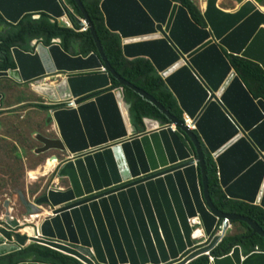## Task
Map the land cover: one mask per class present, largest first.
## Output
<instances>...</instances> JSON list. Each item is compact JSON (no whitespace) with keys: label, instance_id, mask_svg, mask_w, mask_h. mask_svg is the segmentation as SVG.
<instances>
[{"label":"water","instance_id":"1","mask_svg":"<svg viewBox=\"0 0 264 264\" xmlns=\"http://www.w3.org/2000/svg\"><path fill=\"white\" fill-rule=\"evenodd\" d=\"M235 1L236 9L226 11L217 0H207L200 10L205 27L171 0L99 3L105 28L121 39L123 57L150 62L195 131L111 69L79 0H73L81 15L75 22L79 28L86 25L96 53L75 55L58 44L42 43L32 52L11 49L14 68L0 71V80L31 87L45 100L56 134L38 137L41 147L36 152L62 154L55 176L67 187H51L33 204L25 203L26 216L41 215V210L47 214L37 216L23 234L14 232L17 222L0 227V256L38 243L85 264H189L218 240L194 249L189 219L195 217L208 237L217 219L243 222L264 237L253 220L213 206L202 154L203 145L217 165L228 199L264 209V100L252 96L227 58H245L264 70V0ZM65 2L0 0V14L8 25L39 13L69 22L72 12ZM7 28L0 26V31ZM72 47L76 52L77 44ZM55 76L60 79L52 85L42 81ZM111 80L118 86L112 88ZM123 87L157 108L189 145L168 126L138 132L130 125ZM115 93L126 106L125 116ZM2 99L0 93V110ZM62 103L68 107L58 108ZM15 264L52 263L30 256ZM208 264H264V251L244 254L236 245Z\"/></svg>","mask_w":264,"mask_h":264},{"label":"trees","instance_id":"2","mask_svg":"<svg viewBox=\"0 0 264 264\" xmlns=\"http://www.w3.org/2000/svg\"><path fill=\"white\" fill-rule=\"evenodd\" d=\"M101 0H79L81 6L87 14L97 37L102 53L111 69L123 80L142 90L159 103L166 112L179 120H183L184 114L177 101L166 89L161 77L155 72L150 62L144 58L125 59L121 52V39L116 33L109 32L103 23V17L99 10ZM183 6L191 20L205 27V22L200 9L191 0H171ZM66 4L72 9V16L69 17L70 27L62 25L58 20H54L44 13L28 14L22 18L17 25H8L0 14V26H7L4 31H0V71L14 68L10 51L16 47L24 52L30 51V42L37 41L44 46L52 44L53 40L59 41L61 49L67 53L85 56L89 53H96L95 44L89 31H79V26L75 19L81 18L80 12L73 0H66ZM53 20V22L51 21ZM77 44L75 52L72 44ZM227 58L243 81L249 92L255 99L264 100V70L256 63L245 58L227 55ZM2 79L0 82L6 81ZM9 81V80H8ZM10 85L17 86L11 81ZM112 88L117 87V82L111 80ZM123 99L129 103V123L137 131L143 130V119H151L161 124L171 123L157 108L149 101L126 87L122 88ZM42 110H48L44 105L37 106ZM178 135L184 144L189 145L188 138L178 131ZM202 154L206 169L208 183V193L213 206L221 213L228 215H240L247 217L264 231V209L260 206L251 205L246 202L228 199L220 187L217 165L202 145ZM239 224L244 232L240 235L224 237L221 242L212 250V255L223 256L228 254L232 248L239 245L244 254H248L256 249L264 250V237L254 233L248 225L243 222ZM33 257L35 261L52 264H82L72 256L63 254L38 243H28L24 248L0 256V264H15L28 257ZM208 256H200L189 264H208Z\"/></svg>","mask_w":264,"mask_h":264},{"label":"rangeland","instance_id":"3","mask_svg":"<svg viewBox=\"0 0 264 264\" xmlns=\"http://www.w3.org/2000/svg\"><path fill=\"white\" fill-rule=\"evenodd\" d=\"M191 1L201 11L205 9L207 0ZM217 1L218 6L226 11L237 7L235 0ZM261 6L264 11V3ZM67 7L72 12L71 7ZM59 22L70 27L65 19ZM45 79L47 84H54L60 78L55 76ZM0 93L3 96L0 110V227L17 222L19 226L13 230L23 234V228L33 226L36 221L26 216L25 203L33 204L35 199L51 187L64 189L67 186L64 180L56 179L54 169L55 163L63 159V156L55 150L36 152L41 147L38 137L53 138L51 127L54 126L48 121V110L37 108L44 105L45 100L33 92L31 87L13 86L8 80L0 82ZM45 212L41 210V215L36 214L37 219L46 215ZM243 232L239 224L232 223L226 237Z\"/></svg>","mask_w":264,"mask_h":264},{"label":"built area","instance_id":"4","mask_svg":"<svg viewBox=\"0 0 264 264\" xmlns=\"http://www.w3.org/2000/svg\"><path fill=\"white\" fill-rule=\"evenodd\" d=\"M51 21L53 22V20H51ZM81 21L83 22V20H81ZM86 30H87V28H86L85 24L79 29V31H82V32H84ZM38 43L39 42H37V41L30 42V48L33 49ZM58 43H59L58 40H53L52 41V44H58ZM101 72H105V71L102 69ZM57 107L58 108H67L68 105L65 104V103H62V104L58 105ZM184 121L187 124V126L190 128V130L195 131V126L193 125L192 120H190L187 116L184 115ZM146 122H151V123L154 124V126L150 129V128L147 127ZM166 126L170 127L174 132L178 133V129L175 127L174 124H172V123L161 124L158 121L151 120V119H143V130L142 131H138V132H144V131H150V130H158V129L166 127ZM54 130H55V127H54ZM195 164L197 165V160L196 159H195ZM159 171H163V170L161 169ZM217 221H218V225L215 227L212 236L208 237V236L205 235V232H204V229L202 227V223H201V220H200L199 217H195V218L189 219V225H190L191 230H192L191 238L194 241V249L201 248V247H204V246H209V245L212 244L214 238L218 237V240L214 244V247H212L211 249L205 251V253L203 254L205 256H208L209 261L213 260V258H214V255H212V253H211L212 250L221 242V240L226 236L227 232L232 227V223L228 219H222V220L217 219ZM224 223H227V225H228L227 230L224 229ZM197 232H199L198 236L194 237V233H197ZM191 250H193V249H189L186 253H188ZM256 250H259V249H256ZM83 253L87 257L91 258L90 251L86 250V251H83ZM186 253L181 255V257H184ZM203 255H201V256H203ZM82 264H85V263H82Z\"/></svg>","mask_w":264,"mask_h":264},{"label":"bare ground","instance_id":"5","mask_svg":"<svg viewBox=\"0 0 264 264\" xmlns=\"http://www.w3.org/2000/svg\"><path fill=\"white\" fill-rule=\"evenodd\" d=\"M115 96H116V98H117V102H118V105H119V109H120V111H121V114H122L123 116H125L126 106L124 105V103H123L122 101L119 100V94H118V93H115ZM146 125H147V127L150 128V129L154 126V124L151 123V122H146ZM127 131L130 132V128L127 127ZM66 187H67V186H66ZM66 187H65V188H66ZM65 188H64V189H65ZM60 190H63V189H60ZM7 211L9 212L10 209L7 208ZM45 213L47 214V211H46ZM31 217L36 218L37 216H35V215H31V216L29 217V219H31ZM9 220H10V218H9ZM28 222H29V221H28ZM25 233H27V234L29 235L28 230H26ZM198 234H199V232L194 233V237H197Z\"/></svg>","mask_w":264,"mask_h":264},{"label":"crops","instance_id":"6","mask_svg":"<svg viewBox=\"0 0 264 264\" xmlns=\"http://www.w3.org/2000/svg\"><path fill=\"white\" fill-rule=\"evenodd\" d=\"M232 11H233V10H232ZM31 42H32V41H31ZM39 43H40V42H39ZM58 45H59V44H58ZM34 48H35V47H34ZM34 48H33V49H34ZM33 49L30 48V51H28V52H32ZM45 80H46V79H45ZM45 80H44V81H45ZM42 81H43V80H42ZM44 81H43V83H46V82H47V81H45V82H44ZM55 83H56V82H55ZM49 85H52V84L50 83ZM125 114H126V113H125ZM51 132H52V134H53V138H54L56 133H55V130H54L53 127H51ZM63 158H64V157H63ZM61 161H62V159H61L59 162H61ZM55 164H56V166H57V162H56ZM54 168H55V167H54ZM33 218H34V217H31V219H33Z\"/></svg>","mask_w":264,"mask_h":264}]
</instances>
